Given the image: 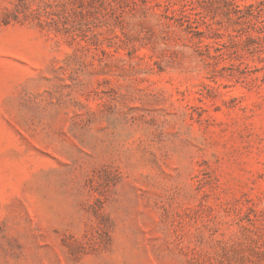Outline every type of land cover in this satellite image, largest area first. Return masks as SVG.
<instances>
[{
  "label": "rangeland",
  "instance_id": "obj_1",
  "mask_svg": "<svg viewBox=\"0 0 264 264\" xmlns=\"http://www.w3.org/2000/svg\"><path fill=\"white\" fill-rule=\"evenodd\" d=\"M0 264H264V0H0Z\"/></svg>",
  "mask_w": 264,
  "mask_h": 264
}]
</instances>
